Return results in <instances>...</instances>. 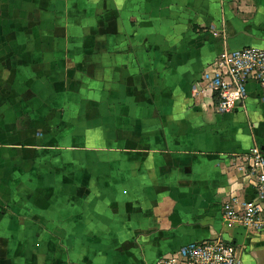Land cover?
I'll return each mask as SVG.
<instances>
[{
    "label": "crops",
    "instance_id": "obj_1",
    "mask_svg": "<svg viewBox=\"0 0 264 264\" xmlns=\"http://www.w3.org/2000/svg\"><path fill=\"white\" fill-rule=\"evenodd\" d=\"M264 48V0H0V264H153L220 238L264 264L237 159L264 88L216 112L224 48ZM201 87V93L195 89Z\"/></svg>",
    "mask_w": 264,
    "mask_h": 264
},
{
    "label": "built area",
    "instance_id": "obj_2",
    "mask_svg": "<svg viewBox=\"0 0 264 264\" xmlns=\"http://www.w3.org/2000/svg\"><path fill=\"white\" fill-rule=\"evenodd\" d=\"M256 82L264 88V48L244 46L224 48L212 64L205 85L213 90L219 114L233 112L248 94V83ZM201 87L195 93H201ZM264 100V94L262 96ZM253 176L256 198L240 204L226 201L223 215L227 220L256 231L264 230V150L254 145L237 157ZM153 264H242L235 244L220 238L184 245L172 253L159 257Z\"/></svg>",
    "mask_w": 264,
    "mask_h": 264
}]
</instances>
